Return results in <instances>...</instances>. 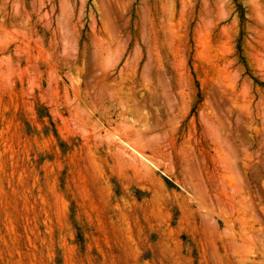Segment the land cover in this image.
Segmentation results:
<instances>
[{"label":"rangeland","instance_id":"374dc122","mask_svg":"<svg viewBox=\"0 0 264 264\" xmlns=\"http://www.w3.org/2000/svg\"><path fill=\"white\" fill-rule=\"evenodd\" d=\"M0 264H264V0H0Z\"/></svg>","mask_w":264,"mask_h":264}]
</instances>
